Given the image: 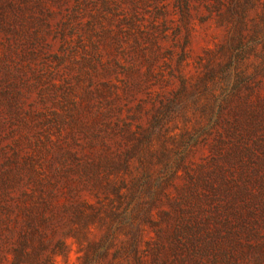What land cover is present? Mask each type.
I'll return each instance as SVG.
<instances>
[{
	"label": "rangeland",
	"instance_id": "1",
	"mask_svg": "<svg viewBox=\"0 0 264 264\" xmlns=\"http://www.w3.org/2000/svg\"><path fill=\"white\" fill-rule=\"evenodd\" d=\"M0 264H264V0H0Z\"/></svg>",
	"mask_w": 264,
	"mask_h": 264
}]
</instances>
